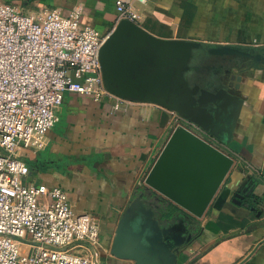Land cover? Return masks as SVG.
<instances>
[{"label": "crops", "instance_id": "1", "mask_svg": "<svg viewBox=\"0 0 264 264\" xmlns=\"http://www.w3.org/2000/svg\"><path fill=\"white\" fill-rule=\"evenodd\" d=\"M18 6L25 14L42 8L60 9L66 16L83 5L82 22L109 35L118 24L117 0H0ZM138 24L167 40H193L206 48L230 46L245 53H261L258 60L240 56H214L198 51L215 65L198 78L232 88L242 102L224 142L209 140L232 156L224 188L232 193L218 199L192 227L193 237L178 264H264V204L256 211L235 204V194L247 178L255 186L252 196L264 198V0H155L136 5ZM239 63L242 71H229ZM233 86V87H234ZM120 111L111 103L67 94L56 109L58 122L47 134L42 151L28 150L23 159L36 163L29 181L59 187L70 196L79 214L97 216L101 223L96 264H134L111 255L117 222L128 204L140 195L160 210L170 209L176 222H186L179 210L145 185V178L174 129L181 124L170 110L136 102ZM261 213L258 217V213Z\"/></svg>", "mask_w": 264, "mask_h": 264}, {"label": "built area", "instance_id": "2", "mask_svg": "<svg viewBox=\"0 0 264 264\" xmlns=\"http://www.w3.org/2000/svg\"><path fill=\"white\" fill-rule=\"evenodd\" d=\"M150 1L117 0L118 23L138 24L136 5ZM84 12L78 5L68 16L51 8L25 14L0 3V264H96L99 258V218L77 213L63 189L30 182L23 159L28 150L46 148L67 94L107 101L114 111L137 104L106 87L99 53L107 36L83 24Z\"/></svg>", "mask_w": 264, "mask_h": 264}, {"label": "water", "instance_id": "3", "mask_svg": "<svg viewBox=\"0 0 264 264\" xmlns=\"http://www.w3.org/2000/svg\"><path fill=\"white\" fill-rule=\"evenodd\" d=\"M202 50L214 56L261 57V53L230 46L206 48L198 41L158 38L129 20L116 25L100 50L102 76L111 93L176 112L183 123L174 129L145 185L158 196L156 200H166L186 212L188 221L177 223L172 210H160L140 195L117 222L110 253L118 259L134 264H178L192 240L195 220L203 218L216 200L232 193L224 185L235 159L209 140L225 141L223 132H231L242 102L231 92L238 88L233 83L217 85L190 76L192 61ZM229 68L242 71L239 63ZM254 188L247 178L233 202L247 200L244 204L256 211V202L251 200Z\"/></svg>", "mask_w": 264, "mask_h": 264}, {"label": "rangeland", "instance_id": "4", "mask_svg": "<svg viewBox=\"0 0 264 264\" xmlns=\"http://www.w3.org/2000/svg\"><path fill=\"white\" fill-rule=\"evenodd\" d=\"M213 65H215L214 62L207 56L196 54L191 65L192 71L189 74L194 78H198V75L206 73L207 69H210ZM198 72L200 74H197Z\"/></svg>", "mask_w": 264, "mask_h": 264}, {"label": "trees", "instance_id": "5", "mask_svg": "<svg viewBox=\"0 0 264 264\" xmlns=\"http://www.w3.org/2000/svg\"><path fill=\"white\" fill-rule=\"evenodd\" d=\"M66 97V96H65ZM29 168L35 169L36 163H29ZM251 200H254L256 202V205L254 207L258 208L260 205L264 204V198H256L254 196H251Z\"/></svg>", "mask_w": 264, "mask_h": 264}]
</instances>
